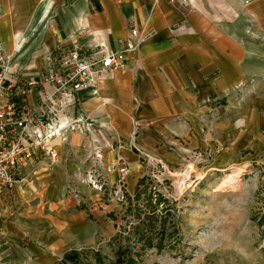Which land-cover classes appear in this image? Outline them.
Returning a JSON list of instances; mask_svg holds the SVG:
<instances>
[{
    "label": "crops",
    "instance_id": "0c3cea01",
    "mask_svg": "<svg viewBox=\"0 0 264 264\" xmlns=\"http://www.w3.org/2000/svg\"><path fill=\"white\" fill-rule=\"evenodd\" d=\"M133 28L144 40L123 54L124 66L78 93L75 112L94 129L59 146L63 162L36 173L27 192L55 213L20 217L19 189L0 197L6 264L48 260L54 248L87 240V212L64 192L69 178L96 163L97 148L103 165L121 166L134 133L141 148L165 154L157 142L175 132L188 149L217 153L218 164L264 154V0H0V42L37 84L29 107L51 90L44 77L61 58L76 48L93 58L120 53Z\"/></svg>",
    "mask_w": 264,
    "mask_h": 264
},
{
    "label": "rangeland",
    "instance_id": "374dc122",
    "mask_svg": "<svg viewBox=\"0 0 264 264\" xmlns=\"http://www.w3.org/2000/svg\"><path fill=\"white\" fill-rule=\"evenodd\" d=\"M171 135L157 142L167 146L162 154L160 146L152 152L141 148L134 133L128 146L130 160L121 165L129 171L124 178L118 172L108 174L104 167L110 166L95 167V163L77 171L76 180L69 178L66 200L75 195L91 228L87 240L75 250L98 252L108 264L118 241L128 245L136 233L138 264H264V154L218 164L214 151L190 150L175 132ZM61 162V156L55 165L44 159L23 172L28 180L13 190L25 195L19 194L20 217L39 211L55 213L49 203L27 192L36 173H52ZM132 162L141 167L140 172L132 173ZM227 175L237 177L223 188ZM79 183L84 186L82 193ZM65 248H54L48 260L32 258L19 264H59L64 253L71 251ZM83 259L93 261L92 255ZM0 264H6L2 255Z\"/></svg>",
    "mask_w": 264,
    "mask_h": 264
},
{
    "label": "built area",
    "instance_id": "2783aa9c",
    "mask_svg": "<svg viewBox=\"0 0 264 264\" xmlns=\"http://www.w3.org/2000/svg\"><path fill=\"white\" fill-rule=\"evenodd\" d=\"M237 1L248 4L252 0ZM143 40L133 28L120 53L93 58L77 48L72 50L60 59L57 69L45 75L44 84L51 90L41 91L40 103L35 108L29 107L26 99L36 82L23 77L22 68L0 42V197L28 180L23 172L36 163L44 159L51 165L58 163L57 149L71 135H84L93 129L88 119L75 112L78 93L92 87L95 79L105 73L122 68L123 54L137 50ZM94 155V166L103 167L100 149ZM104 168L108 174L118 172L121 178L129 173L125 166ZM97 182L92 181L95 188L99 186Z\"/></svg>",
    "mask_w": 264,
    "mask_h": 264
},
{
    "label": "trees",
    "instance_id": "16d2710c",
    "mask_svg": "<svg viewBox=\"0 0 264 264\" xmlns=\"http://www.w3.org/2000/svg\"><path fill=\"white\" fill-rule=\"evenodd\" d=\"M129 235H132L131 233ZM136 233L132 235L133 239L128 240V245H123L122 241H118L119 245L114 251V258L108 264H138L137 257L139 255L136 251ZM121 237V236H119ZM140 242L142 241L139 240ZM92 255L93 261L85 263L84 257ZM106 258H103L98 252H81L78 250H71L64 253L59 264H106Z\"/></svg>",
    "mask_w": 264,
    "mask_h": 264
},
{
    "label": "bare ground",
    "instance_id": "6f19581e",
    "mask_svg": "<svg viewBox=\"0 0 264 264\" xmlns=\"http://www.w3.org/2000/svg\"><path fill=\"white\" fill-rule=\"evenodd\" d=\"M191 176V175H190ZM233 177V179H235L237 176H228L225 178V180L222 181L221 187H228V185L230 186L232 184V181L230 180ZM234 182V181H233ZM234 184V183H233ZM232 187V186H231ZM222 189V188H221Z\"/></svg>",
    "mask_w": 264,
    "mask_h": 264
}]
</instances>
